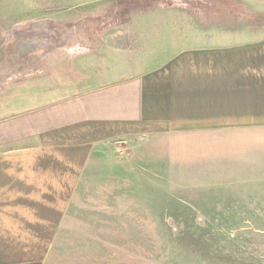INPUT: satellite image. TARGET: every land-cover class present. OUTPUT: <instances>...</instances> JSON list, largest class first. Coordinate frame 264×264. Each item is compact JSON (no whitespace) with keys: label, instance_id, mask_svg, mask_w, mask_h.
I'll return each instance as SVG.
<instances>
[{"label":"rangeland","instance_id":"374dc122","mask_svg":"<svg viewBox=\"0 0 264 264\" xmlns=\"http://www.w3.org/2000/svg\"><path fill=\"white\" fill-rule=\"evenodd\" d=\"M253 14L239 0H0V91L63 89L78 60L132 45L149 20L264 31ZM97 156L47 264H264V135H139Z\"/></svg>","mask_w":264,"mask_h":264},{"label":"crops","instance_id":"0c3cea01","mask_svg":"<svg viewBox=\"0 0 264 264\" xmlns=\"http://www.w3.org/2000/svg\"><path fill=\"white\" fill-rule=\"evenodd\" d=\"M239 1L264 13V0ZM148 23L132 45L78 60L63 89L0 91V264H47L84 169L108 148L139 135H264V31Z\"/></svg>","mask_w":264,"mask_h":264}]
</instances>
